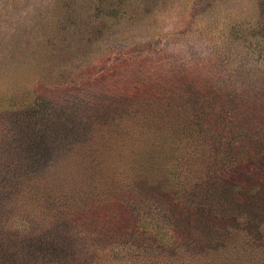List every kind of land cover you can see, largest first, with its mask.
<instances>
[{
  "label": "rangeland",
  "instance_id": "obj_1",
  "mask_svg": "<svg viewBox=\"0 0 264 264\" xmlns=\"http://www.w3.org/2000/svg\"><path fill=\"white\" fill-rule=\"evenodd\" d=\"M261 94L264 0H0V264H264Z\"/></svg>",
  "mask_w": 264,
  "mask_h": 264
},
{
  "label": "trees",
  "instance_id": "obj_2",
  "mask_svg": "<svg viewBox=\"0 0 264 264\" xmlns=\"http://www.w3.org/2000/svg\"><path fill=\"white\" fill-rule=\"evenodd\" d=\"M257 98H259V99L256 100V101H254L253 107H251V109H248V111H247V113L252 114L255 117L259 116L263 112V110H264V94H261L260 97H257ZM242 109H244V108H242ZM240 112L243 113V111H240ZM244 113H246V112H244ZM250 140H251V142H250L251 144H256L254 142L255 140H252L251 138H250ZM250 153H251V151H249L248 154H246V155L244 154L245 155V159L246 158L250 159V157H249V154ZM217 193L219 194V196L224 195V194L220 193L219 190L217 191Z\"/></svg>",
  "mask_w": 264,
  "mask_h": 264
}]
</instances>
